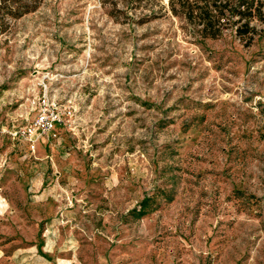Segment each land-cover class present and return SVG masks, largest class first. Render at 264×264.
Returning a JSON list of instances; mask_svg holds the SVG:
<instances>
[{
  "label": "rangeland",
  "instance_id": "374dc122",
  "mask_svg": "<svg viewBox=\"0 0 264 264\" xmlns=\"http://www.w3.org/2000/svg\"><path fill=\"white\" fill-rule=\"evenodd\" d=\"M9 22L0 264H264V20L251 43L194 36L168 0H42ZM46 89L75 116L31 153L9 131Z\"/></svg>",
  "mask_w": 264,
  "mask_h": 264
},
{
  "label": "trees",
  "instance_id": "16d2710c",
  "mask_svg": "<svg viewBox=\"0 0 264 264\" xmlns=\"http://www.w3.org/2000/svg\"><path fill=\"white\" fill-rule=\"evenodd\" d=\"M42 0H0V30L9 25V18L19 19L37 10ZM170 12L181 18L184 27L201 39H219L229 29L250 43L258 33L257 21L264 20L262 0H168ZM151 198L140 202L138 212L142 218L151 209Z\"/></svg>",
  "mask_w": 264,
  "mask_h": 264
},
{
  "label": "built area",
  "instance_id": "2783aa9c",
  "mask_svg": "<svg viewBox=\"0 0 264 264\" xmlns=\"http://www.w3.org/2000/svg\"><path fill=\"white\" fill-rule=\"evenodd\" d=\"M35 115L32 120L22 126H14L9 134L14 141L23 143L26 150L35 153L40 143L49 138L58 136L60 129L72 124L75 108L67 103H60L52 98L48 89L41 95L38 108H34Z\"/></svg>",
  "mask_w": 264,
  "mask_h": 264
}]
</instances>
